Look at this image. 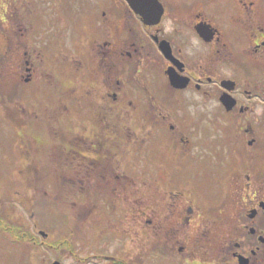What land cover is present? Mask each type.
<instances>
[{"label": "flooded vegetation", "instance_id": "1", "mask_svg": "<svg viewBox=\"0 0 264 264\" xmlns=\"http://www.w3.org/2000/svg\"><path fill=\"white\" fill-rule=\"evenodd\" d=\"M111 1L85 52L62 28L55 57V30L21 42L36 0H0V81L54 57L76 84L44 116L61 126L63 264H264V0H158L157 23ZM33 229L12 240L31 257L48 239Z\"/></svg>", "mask_w": 264, "mask_h": 264}, {"label": "rangeland", "instance_id": "2", "mask_svg": "<svg viewBox=\"0 0 264 264\" xmlns=\"http://www.w3.org/2000/svg\"><path fill=\"white\" fill-rule=\"evenodd\" d=\"M60 1H63V24L62 16L60 17ZM102 1L105 5H112L111 0H36L34 20L19 21L23 31L20 33L24 34L20 36L21 42L25 45L29 39L34 43L36 40H47L48 36L43 34L55 30L57 36L52 40L57 44L54 42L53 49L47 54L56 57L61 53L57 39L59 31L63 28V38L67 41L68 51L75 56L77 54L75 51L85 52L86 48L82 45L85 43H81L78 34L87 33L84 39L86 42L98 33L100 23L97 18L98 15L101 16L105 7ZM34 27V34L37 35L35 37ZM48 62L50 64L41 67L29 82L26 81L28 73L23 78L15 79L9 76L3 82L0 81V211L4 212L8 221V224L4 225L9 228L8 231L1 229L0 232V264H54L56 261L63 264V256L57 249L63 245L60 244L63 240L65 205L63 164H58L63 157V142L61 146L58 140L61 138L60 134L55 132L61 126L58 119L50 126L44 116H47L48 112L52 114L61 112L62 96L64 101L65 95L73 94L72 89L76 84L71 85L67 82V89L63 87L62 91L60 60L52 57ZM68 66L74 67L73 64ZM66 76L68 77V74ZM82 93L83 91L79 92ZM67 105L69 112L77 109L72 100L68 99ZM71 114L76 115L75 112ZM38 115L40 118H37ZM69 209L74 215L75 208ZM64 211L69 212L68 208ZM11 225L23 226L19 228L20 231L17 229L13 231L17 237L13 236ZM35 225L36 237L39 236V231L48 234V239L40 240L39 243L46 241L44 247L47 245L53 247L45 249L40 248L38 244L31 257L27 255L29 248L26 244H20L19 247L12 243V240L20 239L18 235L27 231V228L34 230ZM8 246L11 252L7 251ZM13 246H17L18 250L20 248L28 258L27 256L22 258L17 250L13 252Z\"/></svg>", "mask_w": 264, "mask_h": 264}, {"label": "water", "instance_id": "3", "mask_svg": "<svg viewBox=\"0 0 264 264\" xmlns=\"http://www.w3.org/2000/svg\"><path fill=\"white\" fill-rule=\"evenodd\" d=\"M128 1L132 6V8L135 10V12L141 15L146 21L154 17L156 19L155 22L157 23L163 14V7L158 0H128ZM170 80H171V85L175 88H184L187 85V82L184 81V79H182L181 77H177L173 74L170 75ZM224 102L228 103V101L226 100H224ZM54 264H60V263L55 262Z\"/></svg>", "mask_w": 264, "mask_h": 264}]
</instances>
